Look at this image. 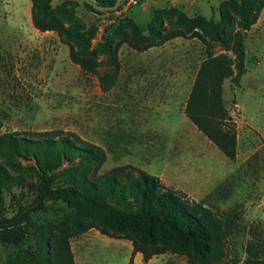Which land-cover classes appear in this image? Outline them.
<instances>
[{"label": "rangeland", "instance_id": "rangeland-1", "mask_svg": "<svg viewBox=\"0 0 264 264\" xmlns=\"http://www.w3.org/2000/svg\"><path fill=\"white\" fill-rule=\"evenodd\" d=\"M68 1L78 6L71 8ZM228 1L231 7L241 0H119L112 9H101L92 0H54L55 9H73L69 19L95 26L91 45L97 63L91 73L70 61L54 32L33 28L27 14L30 0H0V136L74 133L105 150L99 174L120 166L138 168L163 177L164 185L210 208L226 238V256L212 264H264V6L243 32L244 73L235 71L223 82V100L236 125L234 162L183 114L202 61L219 54L233 59L232 52L222 46L209 48L197 39L174 38L148 53L125 43L132 36L129 22L144 35L161 10L218 23L219 6ZM175 14L161 15L163 33L172 29ZM107 37L116 55L98 52ZM30 182L4 193L0 217H11L17 200H31ZM80 225L88 226V220L62 202L47 203L30 214L23 241L0 245V264H34L29 254L45 247L48 264H126L125 248L116 251L109 240H128L95 229L79 233ZM151 264L188 263L183 256L166 253L153 257Z\"/></svg>", "mask_w": 264, "mask_h": 264}, {"label": "trees", "instance_id": "trees-1", "mask_svg": "<svg viewBox=\"0 0 264 264\" xmlns=\"http://www.w3.org/2000/svg\"><path fill=\"white\" fill-rule=\"evenodd\" d=\"M53 1L30 0L33 28L40 33L54 32L67 47L70 61L93 73L97 63L91 45L96 35L95 26L87 28L74 18L69 19L73 9H66L64 5L55 9ZM92 1L101 9H112L119 0ZM66 3L71 8L78 6L77 2ZM229 3L220 4L218 23L203 18L190 19L177 10H161L149 24V34L144 35L129 22L127 26L132 36L128 35L125 43L136 52H144L174 38L197 39L209 48L222 46L232 52L233 59L219 54L202 61L183 112L204 137L234 162L236 125L223 100V82L235 71L239 75L244 73L243 32L255 22L264 0L233 1L231 7ZM168 13L178 14H175L172 29L163 33L159 28L163 23L161 15ZM111 39L107 37L104 43L98 44L99 53L113 51L116 55ZM2 126L0 121V130ZM106 159L103 148L71 132L28 131L1 135L0 211L4 193H10L28 179L31 200L26 204L17 200L15 213L11 217H0V245L23 241L28 234L30 214L42 210L47 203L62 202L73 209L78 218L88 220V226H76L79 233L95 229L109 238L126 239L132 245L133 254L142 255L144 264L166 253L183 256L188 264H212L226 256L223 227L210 208L138 168L120 166L99 174ZM21 161L27 165L21 166ZM45 251L46 247L37 255L29 254V260L34 264H48ZM128 264H134L132 259Z\"/></svg>", "mask_w": 264, "mask_h": 264}, {"label": "crops", "instance_id": "crops-1", "mask_svg": "<svg viewBox=\"0 0 264 264\" xmlns=\"http://www.w3.org/2000/svg\"><path fill=\"white\" fill-rule=\"evenodd\" d=\"M75 1H80V0H75ZM30 7H31V4H28V6H27V14L28 15L30 13ZM60 45L62 46L61 43H60ZM151 49H154V48H151ZM151 49H149V50H151ZM149 50L144 51L142 53H148ZM174 93H176V91H174ZM183 114H184V112H183ZM158 178L161 181L166 182L163 179V177L159 176ZM109 241H111V242H109L110 247H112L116 251H119L122 248H125L126 264L129 263L130 259H132L134 264H144L142 255L140 253L133 254L132 245L130 242L124 241V240H109ZM80 254H81V256L83 255L84 258L87 256V254H85V252H80ZM160 256H163V255H160ZM148 264H151V259L149 260Z\"/></svg>", "mask_w": 264, "mask_h": 264}]
</instances>
